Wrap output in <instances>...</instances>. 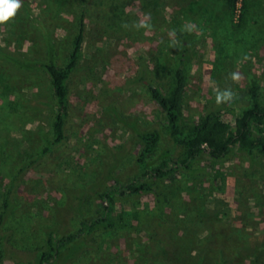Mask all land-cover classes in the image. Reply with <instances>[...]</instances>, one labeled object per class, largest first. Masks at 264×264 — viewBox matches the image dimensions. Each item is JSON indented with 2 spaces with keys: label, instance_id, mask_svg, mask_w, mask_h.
Segmentation results:
<instances>
[{
  "label": "rangeland",
  "instance_id": "obj_1",
  "mask_svg": "<svg viewBox=\"0 0 264 264\" xmlns=\"http://www.w3.org/2000/svg\"><path fill=\"white\" fill-rule=\"evenodd\" d=\"M248 3L241 29L224 0H22L0 22V264H37L50 231L74 233L98 214L99 192L141 175L140 132L163 136L149 168L176 153L150 85L168 89L181 55L187 120L233 117L253 81L264 103V0ZM83 14L67 137L46 154L56 99L46 69L31 64L64 66ZM154 185L159 197L119 198L130 226L78 240L56 264H264L263 155H204Z\"/></svg>",
  "mask_w": 264,
  "mask_h": 264
},
{
  "label": "trees",
  "instance_id": "obj_2",
  "mask_svg": "<svg viewBox=\"0 0 264 264\" xmlns=\"http://www.w3.org/2000/svg\"><path fill=\"white\" fill-rule=\"evenodd\" d=\"M224 1L233 12L234 1ZM248 8V0H245L240 21L234 25L236 29L243 28ZM175 31L184 39L183 45L187 49L188 42L185 40V34L176 27ZM85 42L86 22L85 14H83L73 50L64 66L57 65L53 59L44 63L31 64L46 69L52 79L53 95L56 99L55 138L44 149L43 152L46 154L64 142L67 137L70 114L69 80L80 64ZM179 59V64L172 72V80L168 89L164 90L150 85V92L161 107L166 121V130L176 147V153L168 156L159 165L149 168L148 158L155 152L163 136L157 128L140 132L141 150L138 163L143 170L142 174L126 182L116 179L113 186L99 192L98 196L104 204L98 209V214L82 219L79 228L74 233L56 236L54 231H50L45 247L37 255V264H56L61 253L67 251L69 246L101 230L112 232L130 226L133 212L125 206L119 208V198L142 193H155L156 197H159L160 194L155 188L154 180H174L180 170L191 169L192 164L204 155L214 160L226 159L234 152H242L251 156L259 153L264 156V103L260 98L258 82L253 81L249 89V105L241 108L233 117H227L221 111L212 110L201 113L196 119L187 120V57L183 54ZM220 175L217 172V176ZM76 253V250H73L68 255L72 256Z\"/></svg>",
  "mask_w": 264,
  "mask_h": 264
},
{
  "label": "clouds",
  "instance_id": "obj_3",
  "mask_svg": "<svg viewBox=\"0 0 264 264\" xmlns=\"http://www.w3.org/2000/svg\"><path fill=\"white\" fill-rule=\"evenodd\" d=\"M22 0H0V22L7 21L15 14V11L21 6ZM228 94H225L227 96ZM217 97V100L221 99Z\"/></svg>",
  "mask_w": 264,
  "mask_h": 264
},
{
  "label": "built area",
  "instance_id": "obj_4",
  "mask_svg": "<svg viewBox=\"0 0 264 264\" xmlns=\"http://www.w3.org/2000/svg\"><path fill=\"white\" fill-rule=\"evenodd\" d=\"M233 1H234L233 19L235 22L238 23L244 11L245 0H233Z\"/></svg>",
  "mask_w": 264,
  "mask_h": 264
}]
</instances>
